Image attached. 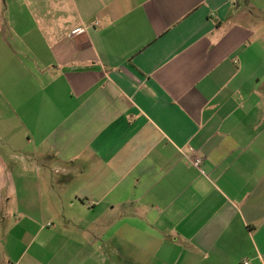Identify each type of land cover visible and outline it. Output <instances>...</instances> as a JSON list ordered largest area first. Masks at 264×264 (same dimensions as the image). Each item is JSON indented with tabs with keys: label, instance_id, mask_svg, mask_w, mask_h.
I'll return each mask as SVG.
<instances>
[{
	"label": "crops",
	"instance_id": "crops-1",
	"mask_svg": "<svg viewBox=\"0 0 264 264\" xmlns=\"http://www.w3.org/2000/svg\"><path fill=\"white\" fill-rule=\"evenodd\" d=\"M246 262L264 0H0V264Z\"/></svg>",
	"mask_w": 264,
	"mask_h": 264
},
{
	"label": "built area",
	"instance_id": "built-area-1",
	"mask_svg": "<svg viewBox=\"0 0 264 264\" xmlns=\"http://www.w3.org/2000/svg\"><path fill=\"white\" fill-rule=\"evenodd\" d=\"M202 158H198V159H196V160H192V162H193V165L194 166H196V167H201V163H202ZM245 264H248V262H246Z\"/></svg>",
	"mask_w": 264,
	"mask_h": 264
},
{
	"label": "rangeland",
	"instance_id": "rangeland-1",
	"mask_svg": "<svg viewBox=\"0 0 264 264\" xmlns=\"http://www.w3.org/2000/svg\"><path fill=\"white\" fill-rule=\"evenodd\" d=\"M56 173H54V175H55ZM53 179L55 180L56 179V176H53ZM18 184H19V189H20V191H21V187H20V185H21V183L20 182H18ZM21 195V194H20Z\"/></svg>",
	"mask_w": 264,
	"mask_h": 264
}]
</instances>
